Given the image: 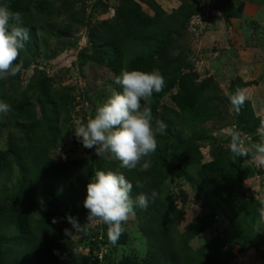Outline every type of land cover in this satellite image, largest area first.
<instances>
[{"label": "trees", "instance_id": "16d2710c", "mask_svg": "<svg viewBox=\"0 0 264 264\" xmlns=\"http://www.w3.org/2000/svg\"><path fill=\"white\" fill-rule=\"evenodd\" d=\"M85 1L0 0L21 14L30 36L13 62L22 61L20 73L0 80V100L12 106L0 120V139L6 142V148L0 147V264H233L239 257L234 247L244 257L258 251L264 245V219L259 215L260 199L247 194L246 182L252 179L264 184V163L257 167L251 163L264 116L256 115L248 99L239 112L235 111V125L229 128L247 137L241 143L248 151L246 157L235 156L228 147L230 134L222 139L213 134L214 129L229 128L224 126L221 102L207 81L198 82V74L192 71L186 74L184 56L172 61L165 57L166 49L170 53L174 50L171 41L178 29L187 26L199 35L201 14V21H194V30L190 29L191 18L198 15L196 4L183 3L168 13L155 0H141L154 12L151 17L138 0H121L118 16L126 22L116 20L95 29L91 27L92 11L100 6L105 9L108 4L107 0H93L89 16L83 19L88 43L77 54L81 78H87L89 63L106 66L115 78L122 68L155 69L164 77L163 90L146 103L153 114V127L162 122L166 129L156 136V151L145 158L151 160V167L140 171L139 165L131 170L120 168V162L109 154L98 156L94 148L77 146L74 103L81 92L78 85L57 86L49 66L41 60L49 57L55 36H71L79 15L74 6ZM251 1L264 5V0ZM28 17L37 18L31 24L25 22ZM68 44L74 46L73 42ZM30 69L33 73L25 79L21 73ZM250 85L236 76L226 99ZM115 87L121 90L119 85ZM166 96L174 105L163 102ZM141 103L143 107L145 102ZM91 118L83 108V123ZM70 137L74 147L71 153L77 157L57 160L55 148ZM204 145L210 147L209 161H204ZM97 170L125 175L133 184V198L140 193H158L146 209L134 207L139 231L147 243L143 260L125 257L115 261V249L126 244V236L120 235L112 244L108 225L96 220L98 224L89 226L83 200L86 185ZM170 178L187 180L195 200L208 211L184 232L177 223L185 211L174 203L166 185ZM69 217L81 225L80 230H75ZM213 227L219 232L212 240L200 247L192 245ZM75 235L87 242V254L77 252Z\"/></svg>", "mask_w": 264, "mask_h": 264}, {"label": "rangeland", "instance_id": "374dc122", "mask_svg": "<svg viewBox=\"0 0 264 264\" xmlns=\"http://www.w3.org/2000/svg\"><path fill=\"white\" fill-rule=\"evenodd\" d=\"M143 10L151 17L154 12L146 3L138 0ZM165 11L171 13L174 9H179L183 4L195 3L198 14L203 16L198 28L199 35L195 31H190L187 26L175 32L171 43L174 46L172 53L166 49L167 61H172L177 56L186 58L189 71L197 73V80L200 83L207 81V87L215 94L221 102L220 108L226 120H223L225 128L235 125L236 113L230 100L226 99L229 94L232 79L240 76L245 82L251 83L244 93L248 100L252 102L257 116H264V5L257 4L251 0H155ZM95 1L86 0L74 6V11L79 12L77 23L70 37L55 36L52 39L49 57L41 59L50 68V75L56 78L57 86L78 85V91L74 103V118L76 127L83 123V108L87 112L88 118H93L95 110L99 104L106 100L116 90L115 75L106 66L89 63L87 67V78L80 77V69L77 65V54L80 49L87 45V27L83 25V19L89 16L90 5ZM108 6L92 11V26L96 29L104 23L112 24L116 20L121 23L126 22L125 18H119L121 0H107ZM37 17H28L25 22L33 24ZM109 26V25H108ZM74 43L69 47L68 43ZM69 45V46H68ZM197 58L195 61L193 58ZM199 62V63H197ZM32 71L26 70L21 75L29 79ZM27 84V81H25ZM25 86V83H23ZM176 90H173L175 93ZM170 105L172 101L166 96L163 99ZM94 113V114H92ZM0 120L3 115L0 114ZM231 124V125H230ZM210 128L212 125H207ZM217 126V125H216ZM224 128V127H223ZM232 131L214 129L213 134L217 139L228 137ZM73 137L65 140L68 146ZM244 141L247 137H241ZM80 144H82L80 142ZM244 148H247L242 144ZM0 147L6 148L5 139H0ZM74 149L73 145L69 147ZM204 154V161L212 159L209 145L201 147ZM67 152V151H63ZM61 153V154H60ZM54 151V157L62 160V152ZM67 154V153H66ZM65 155V154H63ZM251 163L259 166L257 153L251 156ZM174 203L178 208L185 211V216L177 223L180 232H184L197 217H203L208 211L200 206V202L195 200V193L187 180L170 178L166 182ZM247 194L259 199L264 198L263 186L252 179L246 182ZM98 224L93 221L91 226ZM224 226V225H223ZM123 232L126 236V244L119 245L115 249V261H120L125 257H134L143 260L147 252V243L138 228V221L134 214H130L127 221L122 222ZM222 229V226H221ZM219 230L213 227L201 238L192 241L194 247H200L212 240ZM75 248L79 254H87L89 248L80 236L75 235ZM234 252L239 254L238 260L233 264H264V245L258 251L254 250L247 257L240 255L238 247H234ZM251 255V258H248ZM250 259V260H248Z\"/></svg>", "mask_w": 264, "mask_h": 264}, {"label": "clouds", "instance_id": "9594fccd", "mask_svg": "<svg viewBox=\"0 0 264 264\" xmlns=\"http://www.w3.org/2000/svg\"><path fill=\"white\" fill-rule=\"evenodd\" d=\"M200 14L191 18L190 29L194 30V21ZM29 31L23 27V18L19 12H13L6 5L0 4V80L15 77L20 73L22 61L14 64L20 50L29 40ZM84 48V47H83ZM114 83L120 86V91H114L111 96L99 104L94 117L86 123H81L73 129L80 148L95 149L98 156L109 154L111 158L120 162L119 167L135 169L139 165L140 171H147L151 167V160L145 159L157 149V134H163L166 125L157 122L153 127V114L147 106V100L154 93H160L165 80L159 70L142 71L139 69L122 68ZM247 99L242 90L229 96L234 110L239 112ZM142 101L145 102L142 107ZM12 106L0 100V114H7ZM259 142L254 144L257 160L264 163V122L257 129ZM73 140V138H72ZM65 141L58 148L62 152V159H73ZM229 150L235 156L246 157L248 151L242 146L239 131L230 133ZM63 151H67L66 153ZM61 154V153H60ZM65 154V155H63ZM138 186V185H137ZM133 184L125 175L112 170H97L86 185V196L83 206L88 210L89 226L99 220L108 225V240L115 244L123 232L122 222L127 221L134 207L146 209L150 202L158 198V193L152 191L145 195L140 193L133 198ZM259 215L264 219V199L259 200ZM70 223L75 230H80L79 224L72 217ZM66 234H71L66 230Z\"/></svg>", "mask_w": 264, "mask_h": 264}, {"label": "built area", "instance_id": "2783aa9c", "mask_svg": "<svg viewBox=\"0 0 264 264\" xmlns=\"http://www.w3.org/2000/svg\"><path fill=\"white\" fill-rule=\"evenodd\" d=\"M201 17H202V16H201ZM195 21H197V22L201 21V18H200V16H199V17H197V18L195 19Z\"/></svg>", "mask_w": 264, "mask_h": 264}]
</instances>
